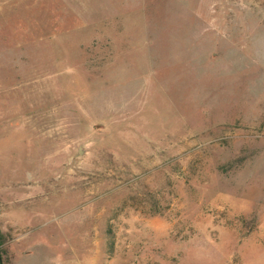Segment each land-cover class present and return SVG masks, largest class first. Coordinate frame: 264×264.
Wrapping results in <instances>:
<instances>
[{
  "label": "rangeland",
  "instance_id": "obj_1",
  "mask_svg": "<svg viewBox=\"0 0 264 264\" xmlns=\"http://www.w3.org/2000/svg\"><path fill=\"white\" fill-rule=\"evenodd\" d=\"M0 231L11 263L264 264V0H0Z\"/></svg>",
  "mask_w": 264,
  "mask_h": 264
},
{
  "label": "crops",
  "instance_id": "obj_2",
  "mask_svg": "<svg viewBox=\"0 0 264 264\" xmlns=\"http://www.w3.org/2000/svg\"><path fill=\"white\" fill-rule=\"evenodd\" d=\"M39 245L42 244H48V240L46 239V241H41L38 243ZM35 251H37V249H34ZM36 253L30 251L29 249H24L23 252L19 253L18 256L14 257V259L12 260L13 262L11 264H30V261L27 260L28 257L35 255ZM26 259V260H25ZM31 264H55V262H53L52 260L49 261L47 260V262L45 261H37V262H33Z\"/></svg>",
  "mask_w": 264,
  "mask_h": 264
},
{
  "label": "trees",
  "instance_id": "obj_3",
  "mask_svg": "<svg viewBox=\"0 0 264 264\" xmlns=\"http://www.w3.org/2000/svg\"><path fill=\"white\" fill-rule=\"evenodd\" d=\"M10 239L9 235H4L0 231V264H11V256L8 254L7 241Z\"/></svg>",
  "mask_w": 264,
  "mask_h": 264
}]
</instances>
